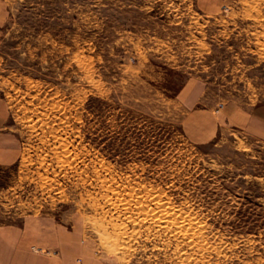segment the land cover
Returning <instances> with one entry per match:
<instances>
[{"label": "rangeland", "instance_id": "obj_1", "mask_svg": "<svg viewBox=\"0 0 264 264\" xmlns=\"http://www.w3.org/2000/svg\"><path fill=\"white\" fill-rule=\"evenodd\" d=\"M0 2V225L66 223L94 264H264V122L226 118L264 112V0Z\"/></svg>", "mask_w": 264, "mask_h": 264}, {"label": "crops", "instance_id": "obj_2", "mask_svg": "<svg viewBox=\"0 0 264 264\" xmlns=\"http://www.w3.org/2000/svg\"><path fill=\"white\" fill-rule=\"evenodd\" d=\"M0 2V27L5 16ZM193 114L192 121L194 116ZM205 124L202 130L192 126L193 137L209 139L214 130V120L208 112H203ZM226 118L238 126L255 128V122H264V112L260 108L251 114L231 112ZM7 135L0 133V157H7ZM77 235L67 224H58L43 216H30L14 223L0 225V264H94V259L76 241ZM40 249V250H39ZM78 258V259H77Z\"/></svg>", "mask_w": 264, "mask_h": 264}]
</instances>
